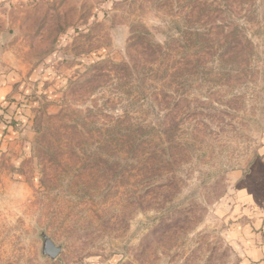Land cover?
<instances>
[{
	"label": "rangeland",
	"instance_id": "374dc122",
	"mask_svg": "<svg viewBox=\"0 0 264 264\" xmlns=\"http://www.w3.org/2000/svg\"><path fill=\"white\" fill-rule=\"evenodd\" d=\"M2 2L0 264H251L264 0Z\"/></svg>",
	"mask_w": 264,
	"mask_h": 264
},
{
	"label": "crops",
	"instance_id": "0c3cea01",
	"mask_svg": "<svg viewBox=\"0 0 264 264\" xmlns=\"http://www.w3.org/2000/svg\"><path fill=\"white\" fill-rule=\"evenodd\" d=\"M3 3L0 0V12ZM7 91V88L4 87L0 94ZM242 182L239 189L246 198L237 208L248 218L246 223L238 222L236 224V228H234L236 232L233 234L238 242L243 243L240 245V250L247 257V262L264 264V161L257 159L251 165L250 172ZM243 187L245 190H242Z\"/></svg>",
	"mask_w": 264,
	"mask_h": 264
},
{
	"label": "water",
	"instance_id": "95a60500",
	"mask_svg": "<svg viewBox=\"0 0 264 264\" xmlns=\"http://www.w3.org/2000/svg\"><path fill=\"white\" fill-rule=\"evenodd\" d=\"M42 238V255L48 256L51 259H55L62 251V245L56 244V242L48 236L44 231L41 232Z\"/></svg>",
	"mask_w": 264,
	"mask_h": 264
}]
</instances>
